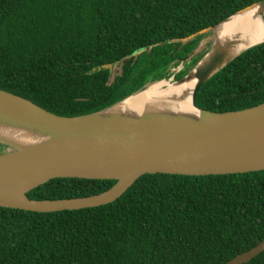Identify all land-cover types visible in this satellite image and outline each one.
Returning a JSON list of instances; mask_svg holds the SVG:
<instances>
[{
    "label": "trees",
    "instance_id": "obj_1",
    "mask_svg": "<svg viewBox=\"0 0 264 264\" xmlns=\"http://www.w3.org/2000/svg\"><path fill=\"white\" fill-rule=\"evenodd\" d=\"M257 1L0 0V89L59 115L104 110L151 82L180 79L184 69L172 68L204 35L182 39ZM107 63L116 69L99 68ZM262 103L264 43L214 74L195 99L212 111ZM116 182L61 177L28 197L94 195ZM262 240L264 171L147 173L112 203L62 212L0 206V264H226ZM244 264H264V252Z\"/></svg>",
    "mask_w": 264,
    "mask_h": 264
},
{
    "label": "water",
    "instance_id": "obj_2",
    "mask_svg": "<svg viewBox=\"0 0 264 264\" xmlns=\"http://www.w3.org/2000/svg\"><path fill=\"white\" fill-rule=\"evenodd\" d=\"M260 7L264 22V0H259L213 27L183 38L212 30L211 48L180 79L195 80L191 98L195 108L187 113L111 112L124 100L101 111L66 116L40 107L21 96L0 89V130L20 127L32 131L38 140L20 143L0 134V143L9 149L0 154V206L37 213H54L106 205L120 198L147 173L211 175L264 171V103L231 111H212L195 104L200 87L214 74L254 43L229 57L237 43L220 45L218 27L232 16ZM199 46V45H198ZM197 47L174 67L178 73ZM117 64L99 68L114 71ZM161 81V80H158ZM78 177L114 179L109 189L94 195L34 200L28 193L53 179ZM264 252V240L238 253L226 264H244Z\"/></svg>",
    "mask_w": 264,
    "mask_h": 264
},
{
    "label": "bare ground",
    "instance_id": "obj_3",
    "mask_svg": "<svg viewBox=\"0 0 264 264\" xmlns=\"http://www.w3.org/2000/svg\"><path fill=\"white\" fill-rule=\"evenodd\" d=\"M261 12L260 7H253L232 16L218 27V43L220 45L237 43L229 57L254 43L264 41V22L259 17ZM162 83L164 80L151 82L141 93L124 100L110 111L118 114L141 112L190 114L195 110L191 98L195 80L169 83L168 88L161 91L159 87ZM0 134L25 144L38 140L35 133L20 127L4 126L1 128Z\"/></svg>",
    "mask_w": 264,
    "mask_h": 264
},
{
    "label": "rangeland",
    "instance_id": "obj_4",
    "mask_svg": "<svg viewBox=\"0 0 264 264\" xmlns=\"http://www.w3.org/2000/svg\"><path fill=\"white\" fill-rule=\"evenodd\" d=\"M211 35H212V30H209L206 34H204V38H202V40L200 41V43H199V48H198V54L200 55V54H203V53H205L206 51H208L210 48H211V45H212V43H213V40L211 39ZM211 40V41H210ZM202 51H203V53H202ZM196 57V56H195ZM191 58L188 62H186L185 63V69H184V71H183V73L182 74H180L179 76H178V78H181V77H183L187 72H189L190 71V69L197 63V59L198 58ZM199 57V56H198ZM172 71L173 72H175V70H174V68H172ZM174 78V77H173ZM163 80H161V81H156V82H162ZM175 80H164V83H162L161 85H160V90L161 91H163V90H165L166 88H168V86H169V83H172V82H174ZM7 150L8 149H4V150H2L1 152H3V153H6L7 152Z\"/></svg>",
    "mask_w": 264,
    "mask_h": 264
},
{
    "label": "crops",
    "instance_id": "obj_5",
    "mask_svg": "<svg viewBox=\"0 0 264 264\" xmlns=\"http://www.w3.org/2000/svg\"><path fill=\"white\" fill-rule=\"evenodd\" d=\"M182 69H185V66Z\"/></svg>",
    "mask_w": 264,
    "mask_h": 264
}]
</instances>
